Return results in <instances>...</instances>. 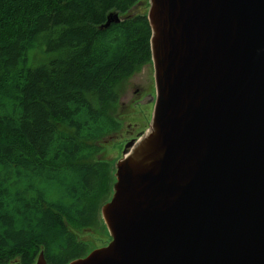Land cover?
<instances>
[{
  "label": "water",
  "instance_id": "95a60500",
  "mask_svg": "<svg viewBox=\"0 0 264 264\" xmlns=\"http://www.w3.org/2000/svg\"><path fill=\"white\" fill-rule=\"evenodd\" d=\"M147 5L148 129L99 209L110 241L68 264H264V0Z\"/></svg>",
  "mask_w": 264,
  "mask_h": 264
},
{
  "label": "trees",
  "instance_id": "16d2710c",
  "mask_svg": "<svg viewBox=\"0 0 264 264\" xmlns=\"http://www.w3.org/2000/svg\"><path fill=\"white\" fill-rule=\"evenodd\" d=\"M138 0H0V264H68L113 179L115 87L150 62ZM108 15L118 22L102 25ZM31 66V64H35Z\"/></svg>",
  "mask_w": 264,
  "mask_h": 264
},
{
  "label": "rangeland",
  "instance_id": "374dc122",
  "mask_svg": "<svg viewBox=\"0 0 264 264\" xmlns=\"http://www.w3.org/2000/svg\"><path fill=\"white\" fill-rule=\"evenodd\" d=\"M147 8V0H138L132 12L135 14H146ZM35 65L36 63L31 64V66ZM152 75L151 62H149L140 66L128 79L115 87L117 100L109 111V115L116 124V129L112 134L102 138L98 142L100 148L99 154L92 160L105 165L109 176L113 179V183L115 164L122 158L123 147L127 144L125 142L127 132L130 131L129 129H133V133L139 130L144 133L148 129L152 104L150 102H144L154 95ZM135 90H141V96L144 97L139 104L140 106L134 108L131 102L134 100L133 92ZM138 99L135 100L137 101ZM127 125H129V129ZM134 125H136L135 129L133 128ZM77 232L78 243L86 253L104 247L110 241L100 219L99 212L96 225Z\"/></svg>",
  "mask_w": 264,
  "mask_h": 264
},
{
  "label": "flooded vegetation",
  "instance_id": "af4514ba",
  "mask_svg": "<svg viewBox=\"0 0 264 264\" xmlns=\"http://www.w3.org/2000/svg\"><path fill=\"white\" fill-rule=\"evenodd\" d=\"M141 90H135L134 92H133V98H134V100H132V102H131V105H132V107H136V106H140L139 104H140V102L142 101V99H143V97L144 96H141V92H140ZM154 96V95H153ZM137 98H139L137 101L135 100V99H137ZM146 102H150V104H152V102H151V97L150 98H148L147 100H145V102L144 103H146ZM129 127V125H127V128ZM135 127H136V125H134L133 126V128L135 129ZM129 129V128H128ZM130 131H128L127 132V136H126V138L127 139H125L126 141V143H129L131 140H133V139H137L138 138V136L140 135V134H142V131H137V132H135V133H133L132 132V130L133 129H129ZM125 143V144H126Z\"/></svg>",
  "mask_w": 264,
  "mask_h": 264
}]
</instances>
